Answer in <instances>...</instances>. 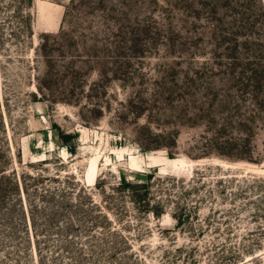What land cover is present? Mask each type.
Wrapping results in <instances>:
<instances>
[{
    "label": "rangeland",
    "instance_id": "rangeland-1",
    "mask_svg": "<svg viewBox=\"0 0 264 264\" xmlns=\"http://www.w3.org/2000/svg\"><path fill=\"white\" fill-rule=\"evenodd\" d=\"M3 173L0 264H264V0H0Z\"/></svg>",
    "mask_w": 264,
    "mask_h": 264
},
{
    "label": "trees",
    "instance_id": "trees-1",
    "mask_svg": "<svg viewBox=\"0 0 264 264\" xmlns=\"http://www.w3.org/2000/svg\"><path fill=\"white\" fill-rule=\"evenodd\" d=\"M1 176V178H3V177H6V175H4V173L3 174H1L0 175ZM11 176V174H9V177ZM14 176H15V174H14ZM15 178V179H14ZM13 178V180H15L16 181V184H17V177H14Z\"/></svg>",
    "mask_w": 264,
    "mask_h": 264
},
{
    "label": "bare ground",
    "instance_id": "bare-ground-1",
    "mask_svg": "<svg viewBox=\"0 0 264 264\" xmlns=\"http://www.w3.org/2000/svg\"><path fill=\"white\" fill-rule=\"evenodd\" d=\"M96 168H97L96 164H93L91 169H92V172L94 173V175H95V172H96Z\"/></svg>",
    "mask_w": 264,
    "mask_h": 264
}]
</instances>
